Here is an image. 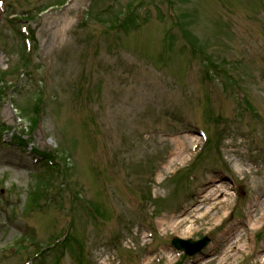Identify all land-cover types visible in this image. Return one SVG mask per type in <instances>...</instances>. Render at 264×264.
<instances>
[{
	"label": "rangeland",
	"instance_id": "obj_1",
	"mask_svg": "<svg viewBox=\"0 0 264 264\" xmlns=\"http://www.w3.org/2000/svg\"><path fill=\"white\" fill-rule=\"evenodd\" d=\"M69 1L0 0V264H264V0Z\"/></svg>",
	"mask_w": 264,
	"mask_h": 264
},
{
	"label": "bare ground",
	"instance_id": "obj_2",
	"mask_svg": "<svg viewBox=\"0 0 264 264\" xmlns=\"http://www.w3.org/2000/svg\"><path fill=\"white\" fill-rule=\"evenodd\" d=\"M186 151H187V149H186L185 146H179L177 148L176 159L177 160H181L182 158H184ZM214 188L215 189L212 192H210V193L206 194V196L202 197L203 200L210 202V205H211L210 212H212L213 210H216L218 207H220V208L222 207L223 210L226 209V208L229 209V199H230V197H229V188H228V186L225 185L224 182H221L217 186H214ZM219 196H223V198L220 200ZM210 212L208 211L207 213H210ZM187 223L188 222L185 220L182 223H180V226L181 225H185ZM231 254H233V253H231ZM236 254H237V252H235V255ZM231 257H233V255H229L227 258L229 259Z\"/></svg>",
	"mask_w": 264,
	"mask_h": 264
},
{
	"label": "water",
	"instance_id": "obj_3",
	"mask_svg": "<svg viewBox=\"0 0 264 264\" xmlns=\"http://www.w3.org/2000/svg\"><path fill=\"white\" fill-rule=\"evenodd\" d=\"M209 243L207 238H203L199 242L194 241H182L180 239H176L174 241V246L182 251L187 252L189 255H195L203 250Z\"/></svg>",
	"mask_w": 264,
	"mask_h": 264
},
{
	"label": "trees",
	"instance_id": "obj_4",
	"mask_svg": "<svg viewBox=\"0 0 264 264\" xmlns=\"http://www.w3.org/2000/svg\"><path fill=\"white\" fill-rule=\"evenodd\" d=\"M128 21L131 23L130 18H126L124 21H119V22H118V25H120V26H125V23L128 22Z\"/></svg>",
	"mask_w": 264,
	"mask_h": 264
}]
</instances>
